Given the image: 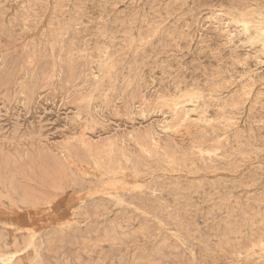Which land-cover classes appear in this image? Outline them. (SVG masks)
<instances>
[{
	"label": "rangeland",
	"instance_id": "374dc122",
	"mask_svg": "<svg viewBox=\"0 0 264 264\" xmlns=\"http://www.w3.org/2000/svg\"><path fill=\"white\" fill-rule=\"evenodd\" d=\"M263 31L264 0H0V264H264Z\"/></svg>",
	"mask_w": 264,
	"mask_h": 264
},
{
	"label": "bare ground",
	"instance_id": "6f19581e",
	"mask_svg": "<svg viewBox=\"0 0 264 264\" xmlns=\"http://www.w3.org/2000/svg\"><path fill=\"white\" fill-rule=\"evenodd\" d=\"M31 4V3H30ZM23 5V4H22ZM235 8V7H234ZM262 10V9H261ZM26 12H27V10H26ZM254 12V11H253ZM258 12V11H257ZM248 13V12H247ZM244 15V14H243ZM245 17V16H244ZM251 19V18H250ZM254 19V18H253ZM240 25V24H239ZM247 29H248V31H250L251 30V27L248 25L247 26ZM264 32V31H263ZM262 33V30L261 29H256V31L252 34V37H254V38H257V37H259V34H261ZM263 40V46H264V39H262ZM95 55V54H94ZM162 55V54H161ZM60 58V57H59ZM58 58V59H59ZM249 60V59H248ZM247 60V61H248ZM213 75V74H212ZM201 109V108H200ZM186 110V109H185ZM187 113V112H186ZM201 116V117H200ZM199 119L200 120H205L206 119V117H204V115H201V114H199ZM161 136V135H160ZM156 147H158L157 146V144H156ZM84 172V171H83ZM88 175V174H87ZM95 182V181H94ZM11 241L12 240H9L8 241V244H10L11 243ZM11 246V245H10ZM9 246V247H10ZM14 249V248H13ZM20 250H21V247L19 248H16L15 250H14V252H12L13 254L9 257V258H7V259H11L12 261H11V263L10 264H16V262L17 261H19L20 260V258H19V256L17 257L15 254H16V252H20ZM89 253V252H88Z\"/></svg>",
	"mask_w": 264,
	"mask_h": 264
}]
</instances>
